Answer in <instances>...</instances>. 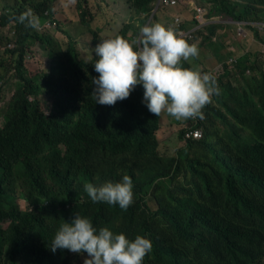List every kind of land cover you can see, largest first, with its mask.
Instances as JSON below:
<instances>
[{
  "label": "trees",
  "instance_id": "16d2710c",
  "mask_svg": "<svg viewBox=\"0 0 264 264\" xmlns=\"http://www.w3.org/2000/svg\"><path fill=\"white\" fill-rule=\"evenodd\" d=\"M151 1L134 0V7L145 11ZM211 2L209 13L233 21L258 20L249 18L257 6L264 11V0ZM33 6L34 2L31 7L39 15L49 9L45 0ZM76 8L79 22L97 45L82 0ZM1 18L9 20L7 15ZM17 29L18 38L26 40L30 34L31 41L49 40L25 25ZM208 30L213 34L214 26ZM62 33L69 35L67 30ZM119 36H125L124 30ZM74 49L70 41L63 52L58 48L57 53L55 45L49 50L48 56L56 54L66 64L51 67L48 77L57 112L42 117L28 109L27 92L37 96L40 89L28 91L21 82L14 84V96L3 111L0 225L6 228L0 230V238L5 234L6 241L21 238L24 254L15 255L16 245L9 255H0V264H79L81 254L66 249L52 253L49 247L60 224L70 222L75 212L94 227L118 222L129 224L135 233H146L154 253L146 255L143 264H263L264 73L237 89L223 85L222 94L213 97L215 105L203 109L204 122L195 124L202 127L203 137L187 140L177 157H161L157 132L165 123L143 103V87L137 85L138 91L125 104L98 108L90 92L95 88L92 79L99 74L93 70L91 78V65L79 61ZM21 61L15 60L17 80ZM244 63L237 67L241 73ZM94 126L90 140L83 129L92 133ZM137 171L141 176L133 180L134 203L127 210L80 198L91 200L85 183H116ZM174 177L178 181L171 191ZM157 178L158 189L150 187ZM19 199L25 200L24 207ZM151 199L154 209L147 201Z\"/></svg>",
  "mask_w": 264,
  "mask_h": 264
},
{
  "label": "clouds",
  "instance_id": "9594fccd",
  "mask_svg": "<svg viewBox=\"0 0 264 264\" xmlns=\"http://www.w3.org/2000/svg\"><path fill=\"white\" fill-rule=\"evenodd\" d=\"M40 1L17 0L13 5H3L0 8V30L4 31V33H0V36L15 38L14 43L17 44V46L9 44L7 56L13 57L15 60L18 57L22 59L18 72L20 79L15 78L14 63V81L11 86L2 85L3 81L0 82V94L1 91L3 94L0 95V100L3 97L8 98L7 102L0 106L1 119L3 111L14 96V84L18 82H21L28 91L40 89L37 96L27 92L25 104L28 109L38 112L42 117H48L58 111L57 99L48 86V77L52 72L51 66L45 76L43 73L34 74L28 64L32 60L26 57L29 46L35 41L45 45L49 44L50 48L54 45L50 44L51 38L48 35L39 33L38 30L41 29L44 32L53 29L63 34V29L60 27L62 23L56 18L53 9L54 0H45L49 9L43 10L41 15L31 7L32 2L35 6ZM121 1H123V5H127L126 15L128 18L126 22L121 23L119 28L113 29L110 33L105 34V37L99 38V43L95 45L94 51L99 59L93 65L99 76L92 79L95 88L90 92V97L93 98L98 108H114L127 103L134 92L138 91L135 87L141 85L144 89L143 103L150 113L157 117L161 115L163 122L167 124L161 130L165 133H172L170 127L172 124L176 125L179 130L176 129L175 133L183 143L174 155L160 154L158 152V131L157 152L161 157H177L185 147L187 140H200L203 137L202 127H195V124L204 122L203 109L213 102L214 96L222 94L223 85H228L230 88L231 84L237 83L241 77L250 79L257 74L259 78L260 72L264 73V40L257 29L264 19L259 17L258 20L233 21L225 16L209 13L211 7L203 6V0H153L144 6L147 7L145 11L135 8L134 0ZM18 3L19 5H17ZM82 4L84 10L90 15L87 0H82ZM15 5H17L16 11ZM166 11H169L168 16L161 18L160 13ZM5 15L9 18L7 22L1 18ZM223 23L232 24V28L239 36L245 37V30L251 33L256 46L250 44L249 47L256 50L249 52L248 49H245L247 52L239 55L233 51L232 55L227 52L229 55L224 57L219 67L201 71L194 69L195 63H191L189 60L198 57V49L201 45L211 43L216 39L215 27ZM23 25L26 28L35 29L40 35L47 36L49 40L47 42L39 39L31 41L30 34L26 40L18 38L17 27L21 30ZM211 26H214V32L210 35L208 29ZM85 28L87 30V27ZM89 29L92 31L91 26ZM122 30L125 32L124 37L119 36ZM93 32L96 34L97 31ZM204 37H209L206 42L202 41ZM70 41L68 40L69 43L64 50L70 48ZM59 50L63 52L60 47ZM74 52L77 54L78 60L81 61L76 46ZM31 56L35 57L36 54ZM243 60H245V69L241 73L237 67L242 66ZM92 75L93 71L90 72L91 78ZM229 79H232V82H226ZM47 86L50 92L46 90ZM169 116L173 117V120H170ZM94 130L95 126L92 133L87 128H84L83 132L92 140ZM140 176L141 172L137 171L134 175H124L116 183L108 181L101 186H97L96 182L85 183L84 191L91 200L83 199L82 195L80 198L93 205L104 202L109 205H119L122 210H127L134 203L133 180L136 182ZM159 181V178L155 179L150 187L158 189ZM177 181L178 178L174 177L169 183L171 191L176 187ZM147 201L154 209L153 199ZM25 204L24 199H19L20 207H24ZM106 224L94 227L89 218L75 212L74 218L70 222L63 220V223L60 224L49 246L50 250L55 253L57 249H66L75 254L87 255L89 258L84 259V264H143L146 255H153L154 247L146 233H135L132 227L125 223L107 222ZM0 226V230H5L6 227ZM7 238L8 235H1L0 241L4 243L0 242V255H9L16 245H18V249L15 250V255H23L21 238L10 237L6 241ZM187 255H191V251H188Z\"/></svg>",
  "mask_w": 264,
  "mask_h": 264
},
{
  "label": "rangeland",
  "instance_id": "374dc122",
  "mask_svg": "<svg viewBox=\"0 0 264 264\" xmlns=\"http://www.w3.org/2000/svg\"><path fill=\"white\" fill-rule=\"evenodd\" d=\"M16 1L17 0H0V8L3 5H13ZM76 2L77 0H54L52 3L54 5L53 9L55 11L56 18L62 23L60 24V27L63 30H67L69 35L61 34L53 29L44 32H42L40 29L38 32L48 35L51 38L50 44L55 45L57 53L59 47L64 51V48L69 43L68 40H71L78 48L81 61L89 64L91 63L90 70L93 71V64L99 59V57L96 56L94 51L95 44L92 43V35H89L86 28L79 22ZM31 4H33V2ZM17 5H19V3ZM17 5H15V11ZM202 5L212 7L211 0H203ZM87 6L89 9L88 12L92 18L90 22L91 30L97 31V39L105 37V34L110 33L113 29L119 28L122 22L127 21V5H123V1L121 0H87ZM262 8L264 9V7ZM261 13L259 12V7L257 6L253 16H249V18L256 19L261 17V19H264V11ZM160 14L162 15L161 18H164L168 16L169 11L162 12ZM162 22L165 23L164 21ZM231 25L232 24L223 23L215 27L216 39H214L211 43L201 45L200 49H198V57L189 60L191 63H195L194 69L201 71L202 69L211 70L219 67V64L222 63L224 57L229 55H227V52L231 53L232 55L233 51L239 55L241 53L247 52L245 49H248L249 52L256 50L255 48L249 47L250 44H254V36L246 30L245 37L239 36ZM0 33H4V31L0 30ZM14 40L15 38L10 39L5 38L4 35L2 37L0 36V79H3L2 85L8 84L11 86V83L14 81L13 66L15 63V58L7 56L9 44H14V46H17V44L14 43ZM49 46V44L45 45L37 41L29 46V52L27 53L28 55L26 54V57L32 60L28 62V64H30L31 71L34 74L43 73V76H45L47 75V72L50 71V66L54 67V65H66L57 58L56 54L52 57L48 56V51L50 49ZM253 46H256V44ZM24 51L26 53L25 49ZM34 54H36L35 57L31 56ZM255 77L258 79L257 74ZM247 79V77H241L237 83H232L230 88L237 89L241 86H245ZM228 81L232 82V79H229L226 82ZM0 95H3L2 91ZM7 99L8 98L3 97L0 100V106L4 102H7ZM215 103L216 102L213 99L211 105H215ZM170 120H173V117H171ZM1 121L2 119L0 118V123ZM164 126L166 127L167 124ZM170 128L172 133H165L163 130H160L158 133V152L163 155H174V153L183 145L175 133L176 129L178 131L179 128L173 124ZM3 228H5V225H3ZM86 258L89 257L87 255H80L78 263L84 264V259Z\"/></svg>",
  "mask_w": 264,
  "mask_h": 264
},
{
  "label": "built area",
  "instance_id": "2783aa9c",
  "mask_svg": "<svg viewBox=\"0 0 264 264\" xmlns=\"http://www.w3.org/2000/svg\"><path fill=\"white\" fill-rule=\"evenodd\" d=\"M257 29L260 31V33L262 34V38H263V40H264V22L263 23H261V24H259L258 26H257Z\"/></svg>",
  "mask_w": 264,
  "mask_h": 264
}]
</instances>
